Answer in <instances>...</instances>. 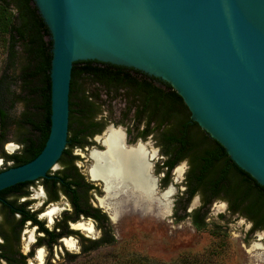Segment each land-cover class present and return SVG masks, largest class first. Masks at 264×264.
Wrapping results in <instances>:
<instances>
[{
    "label": "water",
    "instance_id": "95a60500",
    "mask_svg": "<svg viewBox=\"0 0 264 264\" xmlns=\"http://www.w3.org/2000/svg\"><path fill=\"white\" fill-rule=\"evenodd\" d=\"M32 4L51 42L50 130L35 159L0 171V192L56 170L67 144L72 68L87 61L169 85L191 121L264 188V0Z\"/></svg>",
    "mask_w": 264,
    "mask_h": 264
},
{
    "label": "trees",
    "instance_id": "16d2710c",
    "mask_svg": "<svg viewBox=\"0 0 264 264\" xmlns=\"http://www.w3.org/2000/svg\"><path fill=\"white\" fill-rule=\"evenodd\" d=\"M48 36V29L32 0H0V56H3L0 63V158L5 163L10 162V167L35 159L49 135L51 42ZM164 85V88L156 86L153 78L123 67L92 61L75 63L69 93L68 144L83 143L86 137L100 133L106 126L107 122L96 119L100 114L99 102L103 107L113 102L121 106L124 103L123 116L132 115L135 128L145 123L143 136L152 133L159 139L167 169L164 186L169 184L175 166L183 161L188 163L184 191L175 205L177 210L180 203L183 204L181 220L191 217L194 226L202 228L212 203L221 201L227 205V215L243 218L251 224L249 234L264 231V188L240 170L225 150L191 121L182 99L169 85ZM77 98L79 101H75ZM18 107L21 111L17 115ZM11 129L17 136L14 142L19 150L7 154L4 146L10 142ZM69 156L70 151L66 149L61 162H66ZM4 168L9 167L4 165ZM77 177L76 171L64 168L43 184L53 197L58 185L66 190L75 187L71 194L73 203L77 204L75 190L82 185ZM26 185L28 183L16 187ZM196 195L200 196V205L189 214L187 208ZM75 206L80 210L78 204ZM95 212L92 217L101 232L96 240L69 231L65 222L67 216L58 226L62 233L42 231L51 237V242L64 235L76 236L83 254L114 244L106 216L99 210ZM219 217L225 219V215ZM30 218L34 224H40L29 214L23 221ZM65 256L73 260L77 255L65 252Z\"/></svg>",
    "mask_w": 264,
    "mask_h": 264
},
{
    "label": "rangeland",
    "instance_id": "374dc122",
    "mask_svg": "<svg viewBox=\"0 0 264 264\" xmlns=\"http://www.w3.org/2000/svg\"><path fill=\"white\" fill-rule=\"evenodd\" d=\"M2 58L3 56H0V63ZM75 101H79L78 98ZM111 105L106 104L103 107L100 102L98 103L97 108L100 110V114L96 116L97 121L101 119L103 122L104 119L108 120L110 117L114 121L120 120L121 104L113 102ZM20 111L21 107H18L16 114L18 115ZM115 128L117 127L115 126ZM16 137L14 130L11 129L10 142L4 146L6 152L15 153L19 150L18 144L14 142ZM145 143L148 145L146 146L147 150L155 151V157L152 160V164L155 165L160 161L159 146L155 143L154 138L150 137ZM99 147L101 144L96 142L94 148L98 149ZM75 153L83 154L80 151H75ZM2 166L3 164H0V169L3 168ZM60 168L61 165L58 164L55 171H59ZM177 168L183 169L180 178L176 174ZM187 169L188 163L183 161L172 172L171 183L166 188L174 189L169 214L157 215L153 212L144 213L142 210L120 207L117 211L111 212L117 219V222L112 225L114 244L105 245L95 251L83 254L78 240L75 237H70L72 238L70 240L74 241V247L63 246V248L70 254H76V258L72 260L65 256L63 250L58 249L54 254L53 264H264V231L249 234L251 224L243 218H233L227 215L224 202L212 203L202 228H196L191 217L181 220L183 204L180 203L176 210L175 201L180 196V192L184 190L182 183H184ZM153 176L158 181L159 177L155 176L154 172ZM41 190L40 184L31 188L32 198L38 199L36 204H40L45 199L42 197ZM157 191V193L163 192L158 188V185ZM63 201L58 205L59 211L65 206ZM199 205L200 196L196 195L189 203L187 213L190 214ZM51 210L53 208L49 209L47 213ZM59 214L60 212L55 217H58ZM220 214L225 215V219H221ZM52 217H48L50 221ZM81 233L90 239H97L100 236L96 229L93 235H88L83 231ZM32 236H35L34 230H27L22 244L25 245V239ZM39 263L37 261V264ZM33 264L35 263L33 262Z\"/></svg>",
    "mask_w": 264,
    "mask_h": 264
},
{
    "label": "flooded vegetation",
    "instance_id": "af4514ba",
    "mask_svg": "<svg viewBox=\"0 0 264 264\" xmlns=\"http://www.w3.org/2000/svg\"><path fill=\"white\" fill-rule=\"evenodd\" d=\"M123 108H125L124 103L122 104V108L120 109L119 112L121 121L120 120L114 121L113 119H111V117L108 120L105 119L104 121L107 122V124L101 130V132L86 137L83 143L75 142L74 144L69 145L68 144L69 139L67 137V144L64 151L68 149L70 151V156L67 158L68 160L66 162H63L65 164H63L61 162L62 161L61 158L63 155L62 153L58 161V164L61 165L60 170L64 168H66L67 170L73 169L74 171L77 172L79 176L77 177V180H79L82 185H78L75 192L77 193V198H78L77 204L79 205L80 210L76 208L75 205L77 204H74L72 201L73 195L71 194V191L75 187H71L70 190H66L64 187L58 185L57 188L53 190L54 197L48 194L46 187L44 186L43 183L44 180L55 178V173H57L58 171H54V170H50L47 173L49 178L38 179L33 182H25L28 183V185H26L25 187L24 186L16 187L15 185L13 187L7 188L8 190L7 192L0 194V264H33V262L37 264L38 251L40 249H42L43 251L42 253L44 255L42 264H53V262L55 261L54 254L55 252H57L58 249L63 250V252H67L63 248V246L67 247V245L65 244V241L67 239L70 240L72 239L70 237H75L78 240V238L74 235H64L58 237L56 240H52L51 242V237H49L44 233V231L46 230L48 232H53L54 234L62 233L63 230L60 229L58 226H60L59 224L63 221L64 216L68 217V218L65 217L66 220L65 222L68 230L74 233H79L81 235H82L81 233L82 231L80 229L75 228L74 226L80 222L88 221L91 223L94 232L96 229L97 231H99L101 236L100 230L96 227L97 223L92 217V215L96 213L95 210H99L100 213L106 216L108 223L112 228V225H114L115 223L111 221L108 213L104 211V209L99 205L100 199L106 200V203L107 202L109 203L111 201L106 196L104 183L102 180L92 179L89 173L90 167L92 166V159L90 157V153L92 151L104 152L105 147L102 142L103 136L105 135L107 129L110 127L114 129L116 126L117 128L115 129H120L122 131L123 142H124L123 144L126 148H134V146L137 147L138 144H143V145L145 144L146 146H148L145 143L147 138L149 137L151 139L154 138L155 143L159 146L160 161L157 162L155 165H153L151 163L155 156L151 158L149 157L151 168L153 166L152 171L150 169V172H152V176L154 172V175L159 177L157 181V178L153 176L155 182L156 181L158 182V184L157 182L155 183V186L157 187L158 185V188L163 190V192H161L160 194L164 193L167 190L166 188L171 183L172 172L179 164L172 169L171 179L169 184L164 186L165 184L164 180L167 177L166 176L167 169L164 167L165 157L164 154L162 153V147L159 143V139L155 138L152 133L150 135L143 136V134L146 131L145 123H142L139 126V128H135L134 120L131 117L132 115H129L128 118H125L122 114ZM110 124H112L113 126L108 127V125ZM69 134L70 131L68 127V135ZM96 142H99L101 144V147H99L98 149L94 148L96 147ZM75 151L76 152L80 151L83 154L75 153ZM6 153L13 154L8 152ZM0 159L2 160L1 164H3L2 166L3 168L0 169V171L6 170L4 168V165L6 167L12 168L10 167L11 166L10 162L5 163L2 158ZM77 180L75 181L78 182ZM39 182L42 187L41 190L42 197L45 199L40 204H36L38 199L32 198L31 188L34 187V185ZM25 183H21V184H25ZM182 192H180V196H182ZM62 200H64L63 202H65V206L61 211H59L58 205L60 204V202H62ZM176 201H175V205H176ZM124 203L126 204L122 207L124 208L126 207L129 209L134 208V206L136 205L134 204V202L133 203L124 202ZM54 207L58 210V212H60V214L58 217H55L56 214L58 213L57 212L51 218L50 221L48 218L49 216L47 214V211ZM82 210H85V212H82ZM226 210H227V205H226ZM27 214L34 216L36 221H38L42 225V227L38 223L34 224L31 218L23 221ZM30 229L34 230L35 236L34 237L32 236L30 238L28 237L27 239H25L26 244L23 245L22 239L24 238L25 232ZM42 229L44 231H42ZM82 236L85 237L84 235ZM100 236L98 238H100ZM91 240H96V239H91ZM24 248L26 249L24 250Z\"/></svg>",
    "mask_w": 264,
    "mask_h": 264
},
{
    "label": "bare ground",
    "instance_id": "6f19581e",
    "mask_svg": "<svg viewBox=\"0 0 264 264\" xmlns=\"http://www.w3.org/2000/svg\"><path fill=\"white\" fill-rule=\"evenodd\" d=\"M102 142L105 147L104 152L92 151L90 153L92 166L89 173L92 179L102 180L104 183L106 196L111 201L106 203V200L100 199L99 205L108 213L111 221L117 222L116 216L111 212L124 206L126 204L124 202H134L136 205L131 209L138 208L137 210H142L144 213L169 214L174 189L170 187L162 194L157 193L155 179L150 172L153 166L151 168L152 163L149 162V157H153L155 151L147 150L145 144L126 148L123 144L122 131L111 127L105 132ZM182 172V168L176 169L178 178L181 177ZM57 211L56 208H53L47 214L52 217ZM74 227L88 235L94 233L91 223H78ZM65 244L68 248L74 247V241L67 239ZM42 252V249L38 251L39 264H42Z\"/></svg>",
    "mask_w": 264,
    "mask_h": 264
}]
</instances>
